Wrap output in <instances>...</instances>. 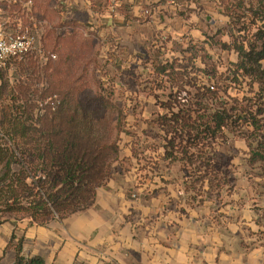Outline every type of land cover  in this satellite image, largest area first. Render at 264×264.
<instances>
[{
	"label": "trees",
	"instance_id": "obj_1",
	"mask_svg": "<svg viewBox=\"0 0 264 264\" xmlns=\"http://www.w3.org/2000/svg\"><path fill=\"white\" fill-rule=\"evenodd\" d=\"M90 1L95 4L97 0ZM47 2L48 0H34L32 17L35 20L44 18L38 9L41 10V6ZM216 10L224 20L222 23L225 28L222 34L216 32L211 35L210 32L208 36L217 42L212 44L205 34L204 40H191L189 47L208 49L212 45L214 48L222 47L223 51L236 56V60L230 64L228 79L232 76L234 83L244 86L245 92L254 96L243 94V100L247 102L245 108L224 109L221 106L219 111H215L208 108V105L201 104L205 98H195L196 102L190 104L192 99L183 96V91L179 95L171 94L164 114L157 120L158 125L152 128L154 133L148 137V141L140 139L143 130H140L141 133L130 132L133 140L126 148L131 146L132 156L136 158L147 156L149 150L157 152L162 149L161 156L164 159L182 163L192 178V188L200 185L202 189L220 190L230 180L228 172H220L221 165L217 158L218 140L224 131L232 125L248 123L256 134L264 133V124L261 125L263 120H257L264 116V108H259V105L263 107L261 103L264 100V0H217ZM13 11L19 12L20 8L14 7ZM146 12L150 15L149 11ZM10 15L13 16V13ZM23 22L28 20L24 18ZM79 25L72 18L59 25L56 30L58 42L62 40L59 33H66L69 27L70 37L67 41L70 44L71 41L78 43L81 34L76 28ZM93 35L100 38L97 33ZM219 36L221 40L218 39ZM106 38H109L104 46L107 50L102 51L101 58L106 60L105 63L112 64L109 58L113 54L115 64L121 71L116 78V84L123 85L126 69H132L135 66L133 63L138 64L141 57L130 46L116 42L114 35ZM69 46L66 49H69L71 55L72 51L78 53L76 61L68 68L65 65L64 70V64H59L53 70L56 77L66 78L65 84L69 86V90L47 94L45 89L51 88V85L43 88L40 90L39 99L35 101L39 104L37 113L33 107L28 108L25 99L21 110L13 112L12 116L6 114L8 121L0 124V130L4 132V138H0V168L8 175L0 180L3 187L0 189V201L8 204L11 211H24L32 222L30 226L45 227L54 220L63 221L93 206L97 191L108 185L117 171V166L122 163L125 151L120 140L122 132L119 130L114 134L118 122L111 119L108 110L110 103L101 97L95 102H92V98L85 101L81 94L74 93L77 91L72 87L75 86L74 83H69L75 77L78 79L80 72L86 73L85 68L74 67L78 63L87 65L84 62L86 51L91 49L84 45ZM170 49L166 42L156 39L153 47H147L144 52ZM53 56L56 60L52 59ZM29 58H35L42 67L39 68L46 70L56 63L58 55L47 52L42 41H39L37 49ZM193 61L196 62L197 57ZM175 64L174 60L165 59L160 62L152 61L151 65L161 81L168 79L170 87H173L174 75L185 73L183 79H176L179 85H183L179 88L182 90V87L184 89L190 86V82H185L184 79L190 81L192 78H189L190 73L184 71L188 70V66L180 67V71H176ZM204 72L199 70V73ZM208 79L215 80L212 76ZM54 89L59 88L54 86ZM215 89L214 86L209 87L211 91ZM219 92L217 89L212 94L218 98ZM37 93L38 90L33 91L31 96L37 97ZM221 94L240 106L238 98L227 95V89L221 91ZM93 104L96 105L95 108L91 106ZM235 112L243 116L235 115ZM261 139H264V134ZM257 151L264 154V142L259 144ZM8 181L10 183L6 184ZM24 246L25 239L21 238L15 247L14 264H45L41 257H26L23 253Z\"/></svg>",
	"mask_w": 264,
	"mask_h": 264
},
{
	"label": "crops",
	"instance_id": "obj_2",
	"mask_svg": "<svg viewBox=\"0 0 264 264\" xmlns=\"http://www.w3.org/2000/svg\"><path fill=\"white\" fill-rule=\"evenodd\" d=\"M58 1L87 5L100 38L114 35L138 53L156 39L169 48L204 40L205 20L217 14L216 0H119L114 13L108 0ZM131 149L89 209L45 227L26 224L27 256L45 264H264V207L228 186L192 188L182 163L162 149L138 158Z\"/></svg>",
	"mask_w": 264,
	"mask_h": 264
},
{
	"label": "rangeland",
	"instance_id": "obj_3",
	"mask_svg": "<svg viewBox=\"0 0 264 264\" xmlns=\"http://www.w3.org/2000/svg\"><path fill=\"white\" fill-rule=\"evenodd\" d=\"M230 1L232 2L233 0ZM60 2L64 1L48 0L47 4L41 6V10L38 9L44 18H39L37 19L38 21L35 20L37 23H41V26L39 25V28L35 31L38 35V40L42 41L47 52H53L58 55L56 63L46 70H41L40 63L38 64L35 58H29L28 56L23 61H12L5 66H0V124L1 122L8 121L7 115L12 116L13 112L16 113L17 110H21L25 104V99L27 100L28 108L33 107L37 113L39 104L37 105L35 101L39 99L40 90L43 88H48L51 85V88L45 89L47 90V94L69 90V86L65 84L66 78L56 77L55 72H53L59 64H64L62 68L64 70L65 65L68 68L69 65L71 66L76 61L78 53L76 54L72 51L73 54L71 55L69 49H66L67 45H70L69 47L84 45L91 49L86 51V60L84 62L87 65H80L78 63L74 67L75 69L85 68L86 73L80 72L78 79L75 77L69 83H74L75 86L72 87L75 90L77 89L74 93L81 94V97L85 101L92 98V102H95L96 99L98 100L101 97L110 103L108 110L111 119L118 122L114 134L119 130L122 132L120 140L125 151L127 150L126 147L133 140L130 132L141 133L140 130H143L140 139L144 142L148 141V137L154 133L152 132V128L158 125L157 120H160L164 114V108H166V103L169 102L168 99L171 94L179 95L180 91H183V96L192 99L190 104L196 102L195 98H205L201 104L203 106L208 105V108L215 111H219L221 106L224 109L233 107H236V109L239 107L245 108L247 106V102L243 100L244 95L246 96L247 94L244 86L234 83L232 76L230 80L228 79L230 64L236 60V56L223 51L222 47L216 46L214 48L212 45L208 49H196L194 47L191 49L189 47L191 44L190 40L183 43L175 42L168 51L150 53L144 52L146 49L140 51L138 54L141 58L138 64L133 63L135 66L132 69H126V74H123L125 84H116V78L121 71L115 64L113 54L109 58L112 64L105 63L106 60L103 57L101 58L102 51L107 50L104 49V46L109 41V38H99L93 35L97 32L96 29L93 31L94 26H96V20L87 15L85 9L87 5L74 4L72 5L73 8L65 5L63 9V5L61 6ZM210 7L209 5H205V8ZM60 8L65 13L60 12ZM67 16L80 24L79 28H76L81 34L78 43L71 41L70 44L67 41L70 37L69 27L66 33H59L62 36V40L60 39L61 41H59L61 43L58 42L57 27L67 21ZM211 17L210 22H206L207 20H205L204 31L206 39H210V42L215 44L217 42L216 39L208 35L210 32H212L211 35H215L216 32H221L222 34L225 25H223V19L219 14H214ZM204 19H206L205 15ZM24 25L30 26L31 24L25 22ZM220 38L221 36L218 37L219 40H221ZM143 45L145 44H140L137 47L140 50H142L141 47H148L147 45ZM194 57H197L196 62L193 61ZM165 59L175 61L176 71H180V67H189H187L188 70L184 71L190 73L191 77L189 78H192V80L187 81V79H184V81L190 82V86L184 87V89L182 87V90L179 89L183 85H179L176 79H183L185 73L173 76V87H170L167 78L161 81L157 77V73L154 71L153 65H151L152 61L160 62ZM178 61L180 62L177 63ZM35 62L37 65L33 64L30 66V64ZM199 70L205 72L199 73ZM186 76L188 75L186 74ZM209 76L214 77L215 80L208 79ZM60 80H63V83ZM54 86L59 89L55 90ZM210 86H214L216 88L215 91L209 90ZM217 89L220 91L218 96L221 99L212 94ZM226 89L227 95H230L232 98H238L240 106L230 100V98H227L226 95L223 94L222 96L221 91ZM37 90L38 96H31V92L33 93V91ZM247 96L253 97L254 95L247 94ZM47 102L48 100L44 103V106ZM207 102L210 103L208 104ZM261 105L263 107L259 105V108H264V100ZM91 106L93 108L96 107L95 104ZM234 114L243 116L239 112H235ZM261 119L263 120L261 125H263L264 116L257 120ZM248 125V123L232 125V127L224 131L218 140L219 146L218 149L216 148L217 158L221 165L220 172H228L229 176H232L229 177L230 180L227 186L229 190H235L236 198H239V200H242V196L245 199L250 198L252 204L255 203L262 208L264 207V154L258 153L257 149L259 144L264 142V139H261L264 133L257 132L256 134L253 127ZM0 138H4V132L1 130ZM12 174L13 172L10 173V175ZM7 176L6 171L0 168V180ZM9 183L8 181L6 184ZM1 188L3 187L0 185ZM7 205L2 204V201H0V264H12V261L15 260V247L19 244V240L24 238L21 235V231L26 224L32 223L24 211H11ZM23 253L26 257H30L27 256L25 250Z\"/></svg>",
	"mask_w": 264,
	"mask_h": 264
},
{
	"label": "built area",
	"instance_id": "obj_4",
	"mask_svg": "<svg viewBox=\"0 0 264 264\" xmlns=\"http://www.w3.org/2000/svg\"><path fill=\"white\" fill-rule=\"evenodd\" d=\"M118 3L119 0H108L111 13L116 11ZM17 6L20 11L14 12L13 8ZM33 6L34 0H0V66L23 61L37 49L39 40L35 31L41 23L32 17ZM9 10L13 11V16L8 14ZM24 18L30 26L24 25Z\"/></svg>",
	"mask_w": 264,
	"mask_h": 264
}]
</instances>
